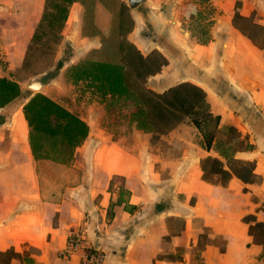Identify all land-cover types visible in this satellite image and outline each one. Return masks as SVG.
Instances as JSON below:
<instances>
[{
	"label": "crops",
	"instance_id": "0c3cea01",
	"mask_svg": "<svg viewBox=\"0 0 264 264\" xmlns=\"http://www.w3.org/2000/svg\"><path fill=\"white\" fill-rule=\"evenodd\" d=\"M188 1L128 7L134 27L127 37L144 55L157 50L167 58L148 88L201 87L219 127L229 125L244 147L222 148L214 140L208 148L188 124L154 139L125 122V113L98 114L97 98L66 104L46 92V82L39 92L89 127L69 167L74 180L80 172L79 181L54 202L40 186L23 111L36 92L17 77L46 0H0V77L22 89L0 107V251H28L43 264H86L92 249L103 252L101 264H264V223L256 215L264 195V0H211L218 15L206 44L184 26L196 16ZM84 16V3L74 1L62 30L65 38L72 28L71 63L101 45L100 35L83 32ZM93 22L109 32L111 13L99 0ZM207 156L220 159L228 176L205 179ZM241 163L252 168L249 180L234 171ZM73 232H83V246L66 262L61 254Z\"/></svg>",
	"mask_w": 264,
	"mask_h": 264
},
{
	"label": "trees",
	"instance_id": "16d2710c",
	"mask_svg": "<svg viewBox=\"0 0 264 264\" xmlns=\"http://www.w3.org/2000/svg\"><path fill=\"white\" fill-rule=\"evenodd\" d=\"M74 1L46 0L43 17L36 27L28 52L49 30H59L62 36L69 7ZM81 1L85 7L83 32L100 35L101 45L70 66L68 74L71 80L74 83L85 81L94 93L102 97L128 101L132 106V122L138 129L153 132L154 138L168 133L187 118L201 132L206 146L210 148L215 135L206 128L212 123L218 128L220 117L211 112L205 91L191 82L178 83L162 92L148 88V78L167 64V58L157 50L144 55L128 39L134 20L127 4L122 0H99L111 13L110 30L104 34L93 22L97 0ZM194 14L195 11L190 16ZM28 52L23 66L26 65ZM21 93L17 80L0 77V107L18 98ZM23 111L30 127V144L40 186L47 191L48 200L60 201L64 187L76 185L79 181L80 172L74 180V171L69 167L74 151L86 139L89 127L77 114L42 92H36L24 104ZM201 167L205 179L213 173L228 176L218 158L205 157ZM234 171L243 180H249L252 175V168L243 163ZM13 258H19L24 264H43L37 262L28 251L22 254L13 249L0 251V264H11Z\"/></svg>",
	"mask_w": 264,
	"mask_h": 264
},
{
	"label": "rangeland",
	"instance_id": "374dc122",
	"mask_svg": "<svg viewBox=\"0 0 264 264\" xmlns=\"http://www.w3.org/2000/svg\"><path fill=\"white\" fill-rule=\"evenodd\" d=\"M188 4L191 7L193 6V8L195 7L196 16L187 19L184 26L196 37L198 42L206 41V44L208 43V39L212 37L213 22L218 15V9L214 7L215 5L212 4L211 0H189ZM71 33L72 28L69 29L67 35L63 38L62 36L60 37L59 30H49L41 41H37L32 45V48L28 52L26 65L17 72V77L23 80L24 85L30 80H40L44 78L49 84L48 88L51 89V91L49 89L46 92L54 95L53 97L61 98L68 105L73 104V101L88 102L97 98V100L93 102H97V106L99 104L103 105V107L101 106L102 108L96 109L98 114H103L104 112L108 113L109 110H111V114L115 115H123L125 113L127 119L123 120L127 123L129 122L131 126L133 124L130 118L132 106L128 101L122 98L102 97L94 93L92 87L85 81L74 83L71 80L68 69L73 64H76L70 61L73 54L70 41ZM148 81L149 79L147 80V85H151L152 83ZM41 90L43 89H40V91ZM33 91L38 92L37 90ZM89 107L91 106L88 105V108ZM185 124L194 126L186 118L185 121L177 127L182 126L184 128ZM194 128L196 127L194 126ZM230 128L229 125H223L217 128L213 123L207 127L206 129L211 132V134L215 135V142L213 145L222 148H227L229 146L244 147V143L238 141L239 139L236 131ZM200 135L202 136L201 133ZM203 141H206L204 137L200 142Z\"/></svg>",
	"mask_w": 264,
	"mask_h": 264
},
{
	"label": "built area",
	"instance_id": "2783aa9c",
	"mask_svg": "<svg viewBox=\"0 0 264 264\" xmlns=\"http://www.w3.org/2000/svg\"><path fill=\"white\" fill-rule=\"evenodd\" d=\"M256 215L264 223V195L259 199L256 207ZM83 232H73L68 236L67 245L61 256L66 262H69L71 256L83 246ZM104 260V254L100 250L92 249L85 256L86 264H101Z\"/></svg>",
	"mask_w": 264,
	"mask_h": 264
},
{
	"label": "water",
	"instance_id": "95a60500",
	"mask_svg": "<svg viewBox=\"0 0 264 264\" xmlns=\"http://www.w3.org/2000/svg\"><path fill=\"white\" fill-rule=\"evenodd\" d=\"M143 0H127V5L129 8L137 7ZM44 83H46L45 79L40 80H30L26 83V87L31 90H37L38 92L42 89Z\"/></svg>",
	"mask_w": 264,
	"mask_h": 264
}]
</instances>
